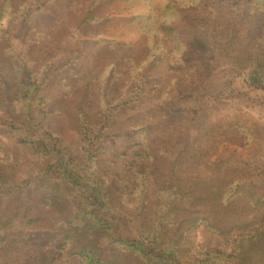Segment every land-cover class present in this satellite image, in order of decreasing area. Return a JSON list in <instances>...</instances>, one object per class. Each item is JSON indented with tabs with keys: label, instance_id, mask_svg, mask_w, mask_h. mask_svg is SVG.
Masks as SVG:
<instances>
[{
	"label": "trees",
	"instance_id": "16d2710c",
	"mask_svg": "<svg viewBox=\"0 0 264 264\" xmlns=\"http://www.w3.org/2000/svg\"><path fill=\"white\" fill-rule=\"evenodd\" d=\"M121 1L129 8L130 21L140 20L136 22L140 37L135 41L110 42L99 54L103 70L93 77L78 70L76 63L60 66L54 72L49 64L62 54L71 31L88 16L100 10V17L109 18L107 9L113 0H2L0 78L9 72L15 86L0 90V112L3 104L13 101H20L34 116L68 112L71 120L78 121L84 144L81 151L85 154L82 160L69 156L62 135L36 119L34 125L41 135L29 143L39 145L48 158L33 178L42 192L33 199V183L26 181L15 194L21 199L16 200V213H0V256L4 264H72L74 258L82 264H211L214 253L193 245L190 232L204 227L222 234L221 222L227 221L231 213L242 211L244 206L238 205L245 195L252 199L246 170L231 161L216 160L220 148L233 142L229 134L233 135L234 129L230 125L218 136L199 135L185 163L178 156L171 157L172 179L166 184H158L150 168L147 169L159 153L168 155L165 149L156 148L150 138L139 139L135 144L130 185L121 180L119 189L106 175L99 158L113 117L117 113L138 112L155 93L168 97L164 83L151 89L146 87L156 69L151 63L159 62L157 52L162 53L163 39L172 42L174 48L177 46L180 56L184 54L187 47L178 33L180 9L201 8L207 3L206 0ZM235 5L243 16H249L248 13L264 16V0H236ZM23 69L29 72L27 84L21 82ZM119 81L124 85L117 89ZM52 90L56 91L54 97ZM98 95L100 107L95 116L91 103L93 96ZM155 117L154 112L133 117L128 126L131 135L154 129L166 131L172 140L181 135L183 118L169 123L156 122ZM13 166L10 159L0 158V208L9 197L7 179L15 170ZM202 171L211 173L209 184L201 178ZM186 180L191 184L180 185ZM176 202L184 204L180 211ZM23 210L25 214H21ZM100 212L104 217L110 216L113 223H106ZM45 221H53L52 226L61 230L59 240L35 238ZM91 235L119 253L112 255V249L104 250L101 242L92 243L88 239ZM253 239L254 236L250 240ZM36 244L40 247L35 248Z\"/></svg>",
	"mask_w": 264,
	"mask_h": 264
},
{
	"label": "rangeland",
	"instance_id": "374dc122",
	"mask_svg": "<svg viewBox=\"0 0 264 264\" xmlns=\"http://www.w3.org/2000/svg\"><path fill=\"white\" fill-rule=\"evenodd\" d=\"M206 2L201 8L189 6L180 9L182 18L178 23V33L187 47L184 54L180 56V49L176 50L177 46L174 48L172 42L163 39L162 53L160 50L157 52L159 62L151 63L152 68L156 69L146 87L151 89L157 83H164L168 97L155 93L156 96L145 100L138 112L117 113L111 121L99 164L117 188L120 189L122 181L130 185V164L136 159L135 144L139 139L150 138L156 148L165 149L168 155L159 153L147 169L150 168L158 184H166L172 179L171 157L178 156L185 163L192 153L193 141L199 135L208 133L212 137L218 136L225 132L228 125L232 126L234 136L229 134V137L233 142L220 148L216 160L231 161L246 170L252 199L245 195L241 199L243 203L238 205L239 208L244 206V211L242 208L237 214L231 213L227 221L221 222L222 234L201 227L190 232L191 240L198 249L214 253L211 264H264V16L250 13L243 16L242 11L236 8V0ZM107 11L110 17L106 20L100 17L101 11L98 10L71 31L62 54L49 64L51 72L60 66L76 63L78 70L93 77L98 76L103 70L99 54L110 42L117 39L135 41L140 37L136 24L140 20L130 21L129 8L123 1L113 0ZM255 70L257 72L254 74ZM28 74L27 69H23L22 84L29 82ZM119 82L117 89L124 85V82ZM14 86L15 81L9 72H4L0 78V90H11ZM55 92L52 90V97ZM99 100V95L98 98L93 96L91 110L95 116L100 107ZM155 109L160 112L153 111ZM145 112H154L156 122L164 120L172 123L183 118L181 135L172 140L165 134L166 131L155 129L131 135L128 127L131 119ZM35 115L29 114L20 101L2 105L0 158L10 159L15 170L8 175L6 190L9 197L3 200L0 213H16V200L21 199H17L15 194L26 181L33 183V199L41 195L42 190L38 189L33 178L48 158L39 145L29 143L41 135L34 125L36 119L43 122L45 128L62 135L69 156L81 160L85 158L81 151L84 144L78 121L71 120L68 112L52 113L45 117ZM200 175L209 184L211 173L202 171ZM188 183L191 184V181H182L180 185L188 186ZM178 205L176 209L180 211L184 204ZM25 213L26 210L21 212ZM100 216L103 213L100 212ZM147 218L149 215L144 219ZM103 219L106 223H113L110 216H103ZM42 225L44 227L35 233L37 240L60 239L61 230L52 226L53 221H45ZM167 231L172 229L167 228ZM243 234L250 239L254 236V239L244 238ZM95 237L91 235L88 239L92 243L101 242L104 250L112 249V255L119 253L115 247L109 248L104 245V240L102 244V240ZM36 247L39 248L40 244H36ZM41 250H44L43 246ZM40 253L43 255L42 251ZM229 255L232 258H227ZM3 259L0 256V264H4ZM72 264L82 263L74 258Z\"/></svg>",
	"mask_w": 264,
	"mask_h": 264
}]
</instances>
